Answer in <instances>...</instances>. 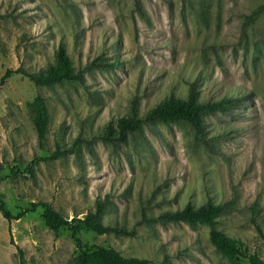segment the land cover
I'll list each match as a JSON object with an SVG mask.
<instances>
[{
	"label": "rangeland",
	"instance_id": "374dc122",
	"mask_svg": "<svg viewBox=\"0 0 264 264\" xmlns=\"http://www.w3.org/2000/svg\"><path fill=\"white\" fill-rule=\"evenodd\" d=\"M264 0H0V81L57 66L61 44L82 80L42 86L15 75L0 86V194L17 214L45 202L85 219L109 200L98 234L83 244L149 264H250L218 251L210 227L162 212L232 204L218 229L264 259ZM198 84L203 102L234 99L189 122H146L126 141L103 137L109 124L141 116L171 93ZM44 100L50 122L40 138L34 117ZM55 155V156H54ZM77 224V223H76ZM76 264L68 228L50 229L43 208L9 222L0 212V264Z\"/></svg>",
	"mask_w": 264,
	"mask_h": 264
},
{
	"label": "trees",
	"instance_id": "16d2710c",
	"mask_svg": "<svg viewBox=\"0 0 264 264\" xmlns=\"http://www.w3.org/2000/svg\"><path fill=\"white\" fill-rule=\"evenodd\" d=\"M263 10L264 4L258 8L254 15H258ZM1 18L2 15H0ZM56 56L58 65L50 67L41 74H30L21 67L16 70L9 69L1 78L0 86L4 85L9 78L15 75L29 77L36 84L42 86L82 80L81 73L74 71L73 61L64 44L59 46ZM198 94V84L191 83L186 97L178 96L173 92L154 106L145 116L139 114L135 101H133L132 113L129 116L120 118L116 124H109L103 138L111 143L126 141L127 135L140 130L144 123L157 121L165 123L185 121L191 123L198 133H205L204 115L218 109L229 108L235 101L232 98L224 97L218 101L203 102ZM38 102L42 111L35 115L34 122L40 138H44L48 132L50 118L44 100L39 97ZM39 207L43 208V218L50 229L56 232L61 228H68L72 232L77 248L80 251L76 264H149L146 259L124 257L113 249L97 248L94 250V247L83 244L79 237L81 226L98 234L111 232L125 234L128 232L125 228L114 227L103 222L104 214L110 209L109 200L98 201L96 211L89 213L85 219L69 221L45 202L32 203L30 207L21 209L20 212L14 214L0 194V212L9 222L20 220L26 214L35 212ZM231 209L232 204H217L209 200L206 204L198 207L188 203L183 208L162 212L161 218L169 221H184L191 225H207L210 227L211 241L218 251L232 258H246L250 264H264V259L251 254L242 241L229 237L218 229V217ZM10 238L11 243L16 246L13 241L12 230H10ZM16 248L19 252L20 264H26L24 251L18 246Z\"/></svg>",
	"mask_w": 264,
	"mask_h": 264
}]
</instances>
